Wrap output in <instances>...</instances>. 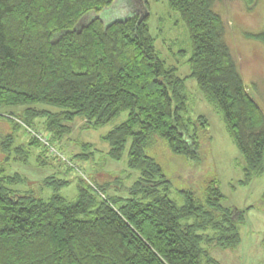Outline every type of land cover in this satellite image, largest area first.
Returning a JSON list of instances; mask_svg holds the SVG:
<instances>
[{"label":"trees","instance_id":"1","mask_svg":"<svg viewBox=\"0 0 264 264\" xmlns=\"http://www.w3.org/2000/svg\"><path fill=\"white\" fill-rule=\"evenodd\" d=\"M119 1L0 0V118L15 131L33 133L35 121L43 120L46 144L32 133L28 146L48 151L76 118L97 129L127 112L103 140L113 161L121 160L129 141L127 168L138 173L127 198L79 186L76 199L67 201L57 193L47 200L20 196L10 186L24 179L0 169V264H216L207 248L233 250L240 244L239 228L251 207H224L215 182L207 184L202 199L179 192L178 205L171 182L145 154L163 141L173 155L199 161V134L208 121L188 116L185 82L192 79L221 114L243 159L238 185L248 186L264 173V113L247 92L224 21L213 10L220 0H167L188 32L185 79L158 57L147 1L123 0L122 9ZM243 1L248 6L254 0ZM248 38L264 45V32ZM17 108H24L23 120L13 113ZM13 143L5 137L3 152ZM13 149L24 161V149Z\"/></svg>","mask_w":264,"mask_h":264},{"label":"rangeland","instance_id":"2","mask_svg":"<svg viewBox=\"0 0 264 264\" xmlns=\"http://www.w3.org/2000/svg\"><path fill=\"white\" fill-rule=\"evenodd\" d=\"M146 1L150 13L148 27L155 40L159 59L167 67L176 68L179 78H187L190 74L188 60L191 48L185 25L177 13L169 10L167 0ZM122 3L123 0L117 4L119 9L123 8ZM213 10L224 21L227 45L247 92L264 113V45L248 38V35L264 32V0H254L248 6L243 0H220ZM91 17L92 13L87 14L82 18V23H88ZM185 94L189 118L195 120L202 116L208 121L206 132L199 134V161H187L173 155L163 141L149 146L145 154L160 165L171 182L170 196L178 205L183 204L179 192L192 191L202 199L207 184L215 182L224 197V207L237 210L251 207L239 228V246L233 250L207 248L210 260L216 264H264V208L260 206L264 173L254 178L248 186L238 185L243 179L244 163L226 132L221 114L199 91L194 80H186ZM40 108L58 112L47 106ZM23 110L17 108L13 113L24 119ZM127 114L123 112L97 129H88L83 119L76 118L66 124L70 132L53 141L48 151L28 146L33 133L31 130L22 127L15 131L12 122L0 118V144L9 135L14 138L9 152H3L0 145V169L5 176L18 175L24 179L23 183L10 186L11 190L20 196L30 195L42 200L57 193L67 201H74L79 186H94L105 188L108 197L127 198L128 189L138 178L137 172L127 168L129 141L121 160L113 161L108 156L109 145L103 140L114 127L125 122ZM42 122L35 121L31 129L37 138L42 136L47 139L49 136ZM13 146L24 149V161L17 160ZM46 180L51 183L46 184ZM61 182L66 184L60 185Z\"/></svg>","mask_w":264,"mask_h":264},{"label":"built area","instance_id":"3","mask_svg":"<svg viewBox=\"0 0 264 264\" xmlns=\"http://www.w3.org/2000/svg\"><path fill=\"white\" fill-rule=\"evenodd\" d=\"M38 139L41 140L42 142H44L46 144L45 139H43L42 137L39 136Z\"/></svg>","mask_w":264,"mask_h":264}]
</instances>
